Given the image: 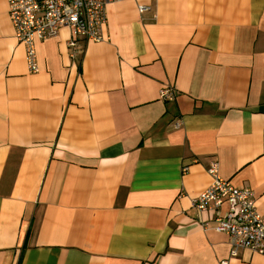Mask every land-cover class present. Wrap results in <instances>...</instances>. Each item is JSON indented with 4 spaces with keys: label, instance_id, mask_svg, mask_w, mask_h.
Returning a JSON list of instances; mask_svg holds the SVG:
<instances>
[{
    "label": "crops",
    "instance_id": "0c3cea01",
    "mask_svg": "<svg viewBox=\"0 0 264 264\" xmlns=\"http://www.w3.org/2000/svg\"><path fill=\"white\" fill-rule=\"evenodd\" d=\"M107 20L74 56L66 26L39 40L31 72L0 0V264H264L194 206L216 161L264 216V0H115Z\"/></svg>",
    "mask_w": 264,
    "mask_h": 264
},
{
    "label": "built area",
    "instance_id": "2783aa9c",
    "mask_svg": "<svg viewBox=\"0 0 264 264\" xmlns=\"http://www.w3.org/2000/svg\"><path fill=\"white\" fill-rule=\"evenodd\" d=\"M115 0H7L15 36L26 47V60L31 72L40 70L37 42L56 36L66 26L72 38L69 47L72 56L79 38L88 41L106 39L107 6ZM149 7L140 5V12ZM161 98H175L172 88H163ZM209 173L212 183L194 199V206L201 212L216 214L215 229L229 235L231 256L241 249L264 254V216L257 207L253 188L234 185L218 174V164L213 161ZM221 264H228V259Z\"/></svg>",
    "mask_w": 264,
    "mask_h": 264
},
{
    "label": "bare ground",
    "instance_id": "6f19581e",
    "mask_svg": "<svg viewBox=\"0 0 264 264\" xmlns=\"http://www.w3.org/2000/svg\"><path fill=\"white\" fill-rule=\"evenodd\" d=\"M179 125V124H178Z\"/></svg>",
    "mask_w": 264,
    "mask_h": 264
}]
</instances>
